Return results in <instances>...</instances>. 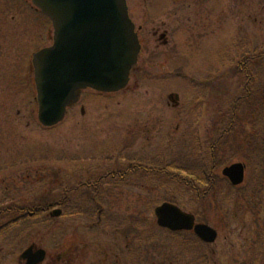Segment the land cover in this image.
<instances>
[{"label":"rangeland","instance_id":"obj_1","mask_svg":"<svg viewBox=\"0 0 264 264\" xmlns=\"http://www.w3.org/2000/svg\"><path fill=\"white\" fill-rule=\"evenodd\" d=\"M0 2V264H23L29 245L40 264H264V117L237 104L239 131L221 133L239 57L264 51V0H126L141 46L128 84L81 90L50 127L32 53L51 23L31 0ZM237 162L243 180L227 185ZM162 202L215 240L158 226Z\"/></svg>","mask_w":264,"mask_h":264},{"label":"water","instance_id":"obj_2","mask_svg":"<svg viewBox=\"0 0 264 264\" xmlns=\"http://www.w3.org/2000/svg\"><path fill=\"white\" fill-rule=\"evenodd\" d=\"M31 1L53 26L52 44L32 57L41 124L52 126L60 122L83 88L115 92L126 86L140 48L126 0ZM243 172L244 166L239 162L222 170L233 185L242 182ZM154 213L161 227L193 230L205 242H213L217 236L214 228L194 223L191 213L174 204L164 202ZM31 252L29 247L20 256L27 259V264H36L45 255L41 249Z\"/></svg>","mask_w":264,"mask_h":264},{"label":"trees","instance_id":"obj_3","mask_svg":"<svg viewBox=\"0 0 264 264\" xmlns=\"http://www.w3.org/2000/svg\"><path fill=\"white\" fill-rule=\"evenodd\" d=\"M239 58H241V61L238 59L237 61L238 63H236L235 69L237 73H240L242 75L243 89L239 94H237L234 97V99L231 102V107L229 108L226 124H223L224 126L221 125L223 126L221 129L223 131L221 132L222 134L237 133L239 131L238 130L239 121L237 120V113H236L237 104L250 102L249 105L245 104L246 107L244 112L248 114L254 113L256 116L255 122L256 120L260 121V118L262 116L264 117V92H262L261 90V86L264 85L263 84L264 82H262V84H258L256 77L259 76L258 78L261 81V79H263V73L261 74L257 72L255 73L254 71L257 65L264 66V51L258 54L256 53V50L248 51L243 53ZM243 132L245 133V131ZM212 144L215 145V142H213ZM214 145L210 147L212 150L214 147H216V145L215 146ZM211 166H215V164H213L212 162ZM190 182H192V180ZM227 185H229L228 181H227ZM193 187L198 188V186H193Z\"/></svg>","mask_w":264,"mask_h":264},{"label":"flooded vegetation","instance_id":"obj_4","mask_svg":"<svg viewBox=\"0 0 264 264\" xmlns=\"http://www.w3.org/2000/svg\"><path fill=\"white\" fill-rule=\"evenodd\" d=\"M2 2H3V0H1ZM2 7V3L0 2V8ZM13 220V222H15V215L13 216V218H12ZM192 232V231H191ZM193 233V232H192ZM28 247H32V252L31 253H35L36 252V250L33 248V246L31 245H29ZM45 256H46V252H45V255H44V257H43V259L45 258ZM19 257V260H18V262L20 261V260H22V258L20 257V256H18ZM23 264H27V259H24L23 260ZM43 261H40V262H37L36 264H40V263H42Z\"/></svg>","mask_w":264,"mask_h":264},{"label":"bare ground","instance_id":"obj_5","mask_svg":"<svg viewBox=\"0 0 264 264\" xmlns=\"http://www.w3.org/2000/svg\"><path fill=\"white\" fill-rule=\"evenodd\" d=\"M193 215V214H192Z\"/></svg>","mask_w":264,"mask_h":264}]
</instances>
